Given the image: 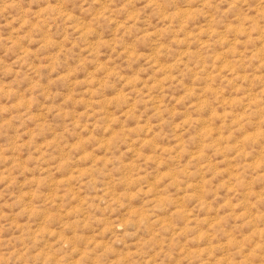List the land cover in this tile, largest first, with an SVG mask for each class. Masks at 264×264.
Returning a JSON list of instances; mask_svg holds the SVG:
<instances>
[{
    "label": "rangeland",
    "instance_id": "374dc122",
    "mask_svg": "<svg viewBox=\"0 0 264 264\" xmlns=\"http://www.w3.org/2000/svg\"><path fill=\"white\" fill-rule=\"evenodd\" d=\"M0 264H264V0H0Z\"/></svg>",
    "mask_w": 264,
    "mask_h": 264
}]
</instances>
